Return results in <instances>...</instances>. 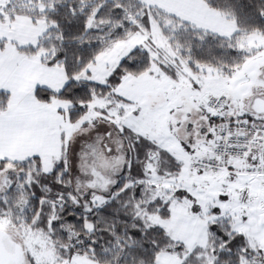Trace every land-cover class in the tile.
Instances as JSON below:
<instances>
[{
	"label": "rangeland",
	"instance_id": "374dc122",
	"mask_svg": "<svg viewBox=\"0 0 264 264\" xmlns=\"http://www.w3.org/2000/svg\"><path fill=\"white\" fill-rule=\"evenodd\" d=\"M141 1L148 10L150 29L141 25V31L110 45L78 79L106 84L125 57L137 48H144L150 52L152 60L149 70L141 75L128 74L124 78L128 79L126 84L138 88L139 92L149 91L146 98L149 108L152 109L167 101L173 90V87L169 86L170 83L173 84L170 81L179 79L178 73L181 68L182 83L179 85L188 89H191L188 84L189 78L187 80L190 72H198L200 67L218 71L205 65H198L197 70H192L188 60L182 59L181 52L171 43L173 35L166 33L173 34L175 22L178 20L179 23L189 24L220 37L224 36L189 23L177 15L174 9L184 7L189 13L194 11L198 14L206 11L208 23L219 27L222 22L226 25L224 29L234 30L230 37L224 38L234 37L238 33V27L236 22L226 15L211 9L204 0ZM18 6L30 8L29 10L38 8L40 12L46 10L45 6L35 5L32 0H0V92L9 95L8 108L11 110H16L22 102L27 108L22 112L23 119H20L24 120V124L17 123L18 118L13 112L0 118V130L4 131L8 126L17 130L19 125L29 131L34 127L45 129L49 141L41 156L43 171L47 173L51 172L55 162L61 159L60 134L63 133L67 171L71 177L73 190L72 199L83 211H91L94 206L107 202L113 196V190L127 164L124 136L117 130V126H122L124 120L122 103L119 97L116 99L114 95L95 97L87 105L88 110L83 117L78 122L71 123L68 118L59 116L61 115L59 110L67 111L72 107L71 103L59 100H54L52 104L38 102L35 98V90L38 87L59 92L68 82V78L63 66L50 67L43 63V59L48 56L46 51H41L33 57L21 51L23 48L37 47L40 39L53 25L48 24L45 18L13 14L12 9ZM164 23L165 27L162 26ZM240 39V47L251 56L236 73L228 75L229 82L236 78L237 74V77L239 76L237 79L240 84L236 90L238 96L248 87L249 80L255 78L261 63H264V33L244 34ZM165 62L168 64H164ZM164 67L170 71L167 72ZM173 70L175 75L172 73ZM218 73L220 74L219 71ZM126 84L118 88V93L127 94ZM226 95L229 101L221 113L230 103L229 95ZM215 96L219 95H211L207 99ZM206 106L212 115L219 118L217 113L209 109L207 104ZM114 107L118 110L119 118L115 121L116 125L110 121L114 120V117L109 116L110 109ZM192 108L188 102L183 112L190 113ZM6 112L7 110L1 111L0 116ZM175 123L176 120L173 119L174 128ZM23 137L28 139L25 135ZM3 153L15 155L0 145V157L5 156ZM23 156L22 159L9 161L23 162L30 157L29 153L25 152ZM239 164L241 171L237 169V172L231 173L228 170L221 175L191 174L190 165L184 166L179 177L170 179L156 176L154 167L148 164L149 175L146 185L155 189L153 190L155 197H162L170 203L171 216L164 219L158 214H149L145 209L139 208L140 216L149 225L165 229L173 240L184 243L189 252L200 248L205 264H214V257L207 251L209 246L207 225L217 219L229 221L236 232L247 236L252 247L264 250V176L248 174L245 172L246 163ZM31 173V170L20 171L14 167L0 170V203H7L12 197L10 192L17 193L21 187L29 185ZM179 190L188 192L190 197L180 201L175 196ZM28 218L29 214L25 208L21 212H16L11 208L8 211L3 210L0 206V230L21 248V264H99L80 255H74L71 259L62 258L51 239L50 231L37 229L35 227L37 218L33 219L32 224L27 222ZM184 258L161 253L157 258V264H182Z\"/></svg>",
	"mask_w": 264,
	"mask_h": 264
},
{
	"label": "trees",
	"instance_id": "16d2710c",
	"mask_svg": "<svg viewBox=\"0 0 264 264\" xmlns=\"http://www.w3.org/2000/svg\"><path fill=\"white\" fill-rule=\"evenodd\" d=\"M32 1L35 5L45 6L46 10L40 12L38 8L29 10L18 6L12 9L13 14L45 18L53 26L37 47L21 51L32 57L46 51L48 56L43 63L50 67L63 66L68 78L59 92L38 87L35 98L44 104L56 99L71 103L72 107L66 112L71 123L83 117L87 105L95 97L115 96L124 76L141 75L149 70L150 52L137 48L123 59L106 84L78 79L110 45L141 31V25L150 29L148 10L141 0ZM204 1L211 9L236 22L238 33L234 37H220L178 20H175L173 34L165 31L166 35H173L171 43L181 52V58L188 60L192 70L205 65L218 69L222 75H232L251 56L240 47V37L264 33V0ZM162 26L165 27V23ZM166 70L170 71L169 68ZM172 73L175 75L174 70ZM8 101L9 95L0 92V112L8 110ZM123 136L130 142V164L107 202L88 212L74 203L64 154L49 173L43 171L39 157L23 162L0 160V170L14 167L32 171L29 185H24L17 193L10 192L12 197L0 206L7 211L10 208L16 212L27 209V222L32 224L37 218L35 227L50 231L56 249L65 259L80 255L99 264H157L159 254L170 253L179 258L187 255L182 264H205L200 248L189 252L184 243L173 240L165 229L149 225L139 213L142 208L164 219L171 216L170 203L155 197V189L146 185L148 164L157 158V172L166 179L178 177L183 165L131 130L125 129ZM175 196L182 201L190 194L179 190ZM207 226V251L214 257V264H264V250L252 247L247 236L236 232L229 221L217 219Z\"/></svg>",
	"mask_w": 264,
	"mask_h": 264
},
{
	"label": "crops",
	"instance_id": "0c3cea01",
	"mask_svg": "<svg viewBox=\"0 0 264 264\" xmlns=\"http://www.w3.org/2000/svg\"><path fill=\"white\" fill-rule=\"evenodd\" d=\"M174 11L189 23L213 31L224 37H230L234 32V30L231 29V31H228V28L224 29L223 27L226 25L222 22L221 24L218 22L220 25L219 27H216V25L212 23H208L206 21V17L208 16L206 11L201 14L195 13L194 11L189 13L184 7L176 8ZM164 64L167 65L168 62ZM198 70V72H190L187 77V80L189 78V88H191L188 89V87L179 85L182 83L180 75H182L183 72L181 68L180 73H178L179 79L170 81L173 83L169 84L170 87H173L171 95L167 101H164V103L157 108H149L146 98L149 91L148 93H144L143 91L139 92L138 88L132 87L129 83L126 84L128 81L127 77L122 80L120 86L115 90V97L116 99L119 97L124 113L122 126H117L118 133L123 136L124 130L128 129L136 136L143 137L153 142L160 149L168 152L180 162L183 165L182 171L184 166L191 165V162L210 157L218 141L220 120L207 109L206 99L208 96L221 95L223 93L228 94L230 103L225 109L224 114L234 120L242 117L251 118L258 123L264 120V112L261 111L263 109L262 101H264V63H261V68L256 76H254L255 78L249 80V85L246 87L247 89L245 88L243 93L239 96L236 94L237 87L240 84V81L237 79L239 77H237L238 74L236 78H230L231 81L229 82L228 75L219 74L217 70L209 67H200ZM242 81L244 82V79L241 80L243 84ZM123 84H126L127 94L118 93V88ZM53 101L49 104H52ZM188 102L191 103L193 108L190 113H185L183 110L188 105ZM23 103L24 102L19 104L16 110H11L9 107L7 112L1 115L0 118L15 112V117L18 118L17 123L20 125L24 124V120H20L23 119L22 112L27 109ZM67 111L59 110L61 114L59 116L67 118ZM117 111L116 107H114V109L111 108L109 112V116L112 118L114 117V120H110L114 122V124L115 121L119 119ZM173 119L176 120V128L173 126ZM20 125L17 130L9 126L4 131H2V129L0 130V145L15 154L3 153L5 156L0 157V160L22 159L24 158L23 153L25 152L30 155L28 160L33 157H39L42 161L41 153H44L43 150L47 147L48 144L46 145V143L49 141L46 130L34 127L29 131ZM24 135L27 136L28 139L24 138ZM60 137L62 143V158L66 152V146L63 133L60 134ZM124 140L127 151L126 168L130 164V142L125 138ZM256 159L257 158L252 155L250 157V162H256ZM150 164L154 167L155 175L162 178L157 172V158ZM237 169H239V171L242 170L239 163H234L230 166L229 172L235 173ZM123 173L124 170L122 174ZM181 173L179 175H181Z\"/></svg>",
	"mask_w": 264,
	"mask_h": 264
},
{
	"label": "built area",
	"instance_id": "2783aa9c",
	"mask_svg": "<svg viewBox=\"0 0 264 264\" xmlns=\"http://www.w3.org/2000/svg\"><path fill=\"white\" fill-rule=\"evenodd\" d=\"M228 101L226 94L207 99L208 108L221 120L218 141L212 155L193 162L189 172L221 175L234 163H246V173L264 176V120L258 123L247 118L231 119L220 112ZM252 155L256 162H250Z\"/></svg>",
	"mask_w": 264,
	"mask_h": 264
},
{
	"label": "water",
	"instance_id": "95a60500",
	"mask_svg": "<svg viewBox=\"0 0 264 264\" xmlns=\"http://www.w3.org/2000/svg\"><path fill=\"white\" fill-rule=\"evenodd\" d=\"M262 102L261 111L264 112V101ZM21 260V248L4 231L0 230V264H21Z\"/></svg>",
	"mask_w": 264,
	"mask_h": 264
}]
</instances>
